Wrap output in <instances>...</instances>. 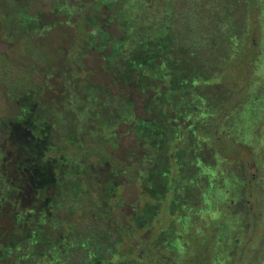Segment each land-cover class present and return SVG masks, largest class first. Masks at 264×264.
Returning a JSON list of instances; mask_svg holds the SVG:
<instances>
[{
  "label": "trees",
  "instance_id": "trees-1",
  "mask_svg": "<svg viewBox=\"0 0 264 264\" xmlns=\"http://www.w3.org/2000/svg\"><path fill=\"white\" fill-rule=\"evenodd\" d=\"M2 37L0 264H205L172 217L220 207L264 0H0Z\"/></svg>",
  "mask_w": 264,
  "mask_h": 264
},
{
  "label": "rangeland",
  "instance_id": "rangeland-1",
  "mask_svg": "<svg viewBox=\"0 0 264 264\" xmlns=\"http://www.w3.org/2000/svg\"><path fill=\"white\" fill-rule=\"evenodd\" d=\"M10 46L5 38H0V53L8 54L4 63L18 61L16 50ZM261 62L251 63L247 93L255 101V109L249 130H236L235 140L240 148L234 155L224 156L219 167L221 173L217 172L223 188L220 207L215 204L212 209L197 208L195 224L186 209L172 217L176 219L174 228L182 244L187 240V246L182 245L184 253L188 251L186 256L191 259L203 256L205 264H264V55ZM128 145L129 139L124 148ZM212 197L207 196V200ZM182 215L187 216L184 221L179 219ZM166 217H161L165 226L169 221ZM215 250L217 257L213 254ZM176 251L182 253L180 247Z\"/></svg>",
  "mask_w": 264,
  "mask_h": 264
}]
</instances>
